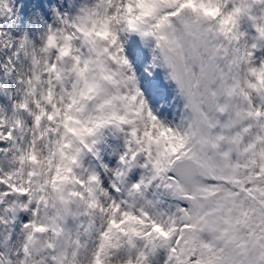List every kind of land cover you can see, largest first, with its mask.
Here are the masks:
<instances>
[{
  "label": "snow or ice",
  "instance_id": "snow-or-ice-1",
  "mask_svg": "<svg viewBox=\"0 0 264 264\" xmlns=\"http://www.w3.org/2000/svg\"><path fill=\"white\" fill-rule=\"evenodd\" d=\"M0 264H264V0H0Z\"/></svg>",
  "mask_w": 264,
  "mask_h": 264
}]
</instances>
